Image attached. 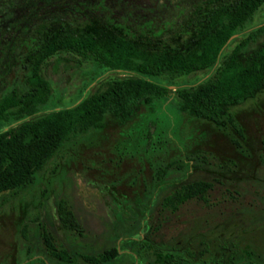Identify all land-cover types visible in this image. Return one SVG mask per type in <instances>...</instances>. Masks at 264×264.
Segmentation results:
<instances>
[{
	"label": "rangeland",
	"instance_id": "rangeland-1",
	"mask_svg": "<svg viewBox=\"0 0 264 264\" xmlns=\"http://www.w3.org/2000/svg\"><path fill=\"white\" fill-rule=\"evenodd\" d=\"M194 1L201 0H47L34 6L62 16L94 11L133 31L151 26L167 33ZM27 3L0 1V11L12 10L0 13V44L21 33L17 27L23 23L5 28L8 23L39 20L26 13ZM263 17L264 3L247 24ZM20 48L24 45L16 50ZM62 55L66 58L56 63L52 56L42 66L51 87L47 105H67L80 98L96 74L102 79L119 74H102L91 63L77 65L70 55ZM201 73L177 79L194 80ZM15 75L20 77L17 68L8 71L6 80ZM231 112L240 132L181 114L178 139L169 130L159 150L142 146L141 135L150 120L157 125L176 122L173 96L144 117L137 113L119 122L106 114L100 128L63 144L31 184L0 193V264H158L170 253L180 257L173 264H225L229 256L234 264H264V90L231 107ZM198 179L210 182L204 192L176 209L161 206L165 194ZM59 199L72 210L80 233L61 226ZM42 229L72 255L71 263L47 252ZM112 245L118 249L116 256L102 263L79 255Z\"/></svg>",
	"mask_w": 264,
	"mask_h": 264
},
{
	"label": "trees",
	"instance_id": "trees-1",
	"mask_svg": "<svg viewBox=\"0 0 264 264\" xmlns=\"http://www.w3.org/2000/svg\"><path fill=\"white\" fill-rule=\"evenodd\" d=\"M46 1L26 0V13L39 20L7 21L5 28L23 23L17 27L21 33L0 44V193L31 184L35 173L63 144L100 128L106 114L119 122L137 113L144 117L173 96L176 122L165 120L157 125L150 120L141 135L142 146L159 150L169 130L176 132L178 139L181 114L219 127L230 125L240 132L231 107L264 90V17L247 24L264 0L194 1L167 33L151 26L133 31L94 11L68 16L51 9L37 11L34 4ZM0 13L9 15L12 10L4 7ZM17 45L24 48L16 50ZM62 53L74 58L77 65L88 62L101 68L102 74H119L104 79L96 74L80 98L67 105H47L51 87L42 66L52 56L56 63L65 59ZM14 68L20 77L15 75L8 82L6 75ZM195 71L202 73L194 80L177 79ZM209 186L210 182L202 179L187 182L165 194L160 204L176 209ZM56 213L62 227L81 232L64 199L57 201ZM41 236L50 255L72 262V255L54 243L49 231L42 229ZM117 252L112 245L79 255L87 262L102 263ZM179 259L170 253L158 264ZM225 264H234L232 256Z\"/></svg>",
	"mask_w": 264,
	"mask_h": 264
}]
</instances>
